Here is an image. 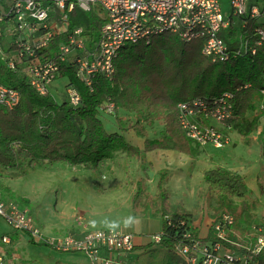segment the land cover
Wrapping results in <instances>:
<instances>
[{
	"label": "trees",
	"instance_id": "trees-1",
	"mask_svg": "<svg viewBox=\"0 0 264 264\" xmlns=\"http://www.w3.org/2000/svg\"><path fill=\"white\" fill-rule=\"evenodd\" d=\"M12 1L0 0V15L4 17L0 24V85L16 90L20 102L14 109L0 104V175L44 164L96 168L116 153L132 158L159 149L188 153L192 141L180 126L178 106L182 103L196 110L202 106L226 109L229 116L220 123L225 129H236L243 138L264 117V46L257 43L258 32L264 28V0H249V10L243 16H236L230 9V27L221 33L227 46L226 59L205 56L199 41L187 42L177 34L165 33L125 45L115 61L116 76L108 79L96 74L91 86L76 75L72 64L63 65L57 80L68 78L65 89L71 87L78 92L77 106L71 105L66 93L59 98L49 88L41 95L32 85L30 71L35 59L55 58L65 38L58 35L48 49L32 59L19 46L25 38L8 31L14 24ZM253 6L260 7V17L251 15ZM101 23L96 14L79 10L70 18L72 28L84 29L83 37L92 48L100 36ZM108 104L115 106L113 113L108 112ZM156 122H163L164 130L159 138L151 139L147 128ZM131 131L145 138L143 146L126 139ZM259 137L264 158V126ZM204 183L208 194L218 199L221 215L227 214L232 200L249 194L243 175L221 168L207 171ZM148 200L146 191L137 186L131 198L133 210L144 212ZM156 205L163 220L161 240L135 246L128 255L129 262L187 264L177 248L184 243V234L192 232L198 237L199 230L190 225V215L174 211L163 182L158 187ZM216 239L212 225L203 242ZM230 239L237 238L230 235ZM223 244L227 250L243 252L227 242ZM254 261L264 264V250L254 256Z\"/></svg>",
	"mask_w": 264,
	"mask_h": 264
},
{
	"label": "built area",
	"instance_id": "built-area-1",
	"mask_svg": "<svg viewBox=\"0 0 264 264\" xmlns=\"http://www.w3.org/2000/svg\"><path fill=\"white\" fill-rule=\"evenodd\" d=\"M12 3L14 24L8 31L25 38L19 46L32 59L36 53L48 49L58 35L65 38L55 58H36L31 65L30 81L41 95L48 93L65 64H72L76 75L88 86L92 85V77L96 74L113 79L117 72V55L125 45L159 34L173 33L187 42L199 41L205 56L227 58V46L221 33L230 27V20L229 14L223 11L221 0H13ZM230 7L236 16H243L249 10V0H231ZM75 10L95 11L102 20L100 36L93 48L83 37L84 29L70 25ZM251 15L260 17V7H251ZM3 20L0 15V24ZM258 37V45L264 46V28L259 30ZM2 39L0 26V42ZM245 47L248 49L247 43ZM66 94L71 105H79L80 95L75 89L67 88ZM19 102L20 95L16 90L0 85V104L14 109ZM107 110L113 113L115 106L108 104ZM178 111L180 126L193 144L213 142L216 148L228 144L224 140L226 135L219 131L220 122L229 116L226 109L202 106L196 110L190 104L182 103ZM0 216L8 220L15 233L28 234L30 243L47 245L65 254L80 253L88 264H133L128 255L135 246L161 240V233L139 237L118 230L47 236L37 227L29 209H21L16 202L1 197ZM234 224L231 214L216 219L211 224L215 228V241L203 242L200 234L197 237L192 232L184 234V243L177 248L179 254L187 264H257L254 256L264 250V230L258 226L253 240L242 244L230 239ZM224 242L244 253L227 250ZM0 264H28L16 251L11 235H4L0 240Z\"/></svg>",
	"mask_w": 264,
	"mask_h": 264
},
{
	"label": "rangeland",
	"instance_id": "rangeland-1",
	"mask_svg": "<svg viewBox=\"0 0 264 264\" xmlns=\"http://www.w3.org/2000/svg\"><path fill=\"white\" fill-rule=\"evenodd\" d=\"M230 2L221 0L224 13L230 12ZM88 13L96 14L95 11ZM67 82L68 78L59 79L51 90L60 98L66 93ZM111 120L117 124L116 119ZM257 125L243 138L236 129H225L220 124L219 131L226 135V139L222 138L228 141L222 148H216L213 142L192 143L188 153L159 149L141 158L116 153L96 168L44 164L5 171L0 175V197L16 202L21 209H29L37 227L47 236L111 230L153 236L163 228L156 205L161 182L170 193L175 212L190 215L192 220L222 214L217 207L218 199L208 194L204 183L207 171L221 168L246 179L248 196L232 200L226 213L235 219L231 228L234 236L239 243L248 244L257 234L258 226L264 230V158L259 145L264 117ZM147 130L149 138H159L164 123L156 122ZM126 139L136 146H143L145 140L132 131L126 134ZM137 186L149 197L144 212H135L131 205ZM11 233L16 251L28 264L88 262L80 253L65 254L30 243L28 234L15 235L12 225L0 216V240ZM31 245L38 246V252L32 253L27 248Z\"/></svg>",
	"mask_w": 264,
	"mask_h": 264
},
{
	"label": "crops",
	"instance_id": "crops-1",
	"mask_svg": "<svg viewBox=\"0 0 264 264\" xmlns=\"http://www.w3.org/2000/svg\"><path fill=\"white\" fill-rule=\"evenodd\" d=\"M221 216V214L216 217V218H207V216L204 218V217H201L200 219L198 220H193V226L196 227L198 230H199V234L201 237L203 238H206L209 234V229H210V226L211 224L216 220L218 219L219 217ZM232 232V231H231ZM74 233V232H73ZM17 234V233H16ZM15 234V235H16ZM76 235H82L84 233H74ZM132 234V233H131ZM12 237H13V233L10 234ZM231 235H234L233 233H231ZM139 237H142L143 235H138ZM237 240V239H236ZM27 248H29L31 250L32 253L34 252H38L39 250V247L38 246H27ZM20 253V252H19ZM21 254V253H20ZM79 255V254H78ZM82 256V254L80 255ZM84 256V255H83ZM85 258V257H84ZM27 260V259H26ZM24 259V261H26ZM27 262V261H26ZM48 262H51V261H48ZM54 263L58 262V261H52Z\"/></svg>",
	"mask_w": 264,
	"mask_h": 264
}]
</instances>
